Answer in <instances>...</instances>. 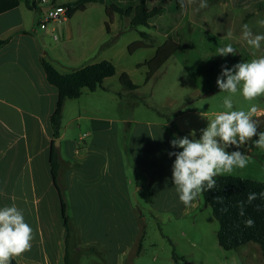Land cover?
<instances>
[{"label":"rangeland","instance_id":"374dc122","mask_svg":"<svg viewBox=\"0 0 264 264\" xmlns=\"http://www.w3.org/2000/svg\"><path fill=\"white\" fill-rule=\"evenodd\" d=\"M75 0H58V4ZM140 0H98L87 5L85 12L74 15L73 27L90 30L98 41L93 50V59L110 61L116 68L114 77L92 93L85 90L79 101L70 100L67 119L80 111L83 116L113 119L119 129L117 143L122 145L126 162L134 167L131 142L135 133L133 122L164 123L170 118L188 128L207 127V118L225 111L223 98L216 80L221 66L233 65L264 56V41L260 49L251 48L243 39L242 25L248 24L254 34H264V0H207L208 7H199L201 0H148L147 9H162V13L149 21V26L131 29V18ZM183 4V7L181 6ZM106 9L112 14L109 31L106 23ZM40 10V9H39ZM41 19L43 13L37 11ZM53 22L47 31L63 41ZM231 32V38L227 33ZM141 33L149 39L143 40ZM144 42L146 48L130 51L137 42ZM171 41L179 50L147 81L149 73L144 65L152 60L157 49ZM231 43L236 55L221 57L216 48ZM87 44V42H86ZM122 74H127L136 91L124 90L120 84ZM233 110L247 111L251 105L257 107L253 119L264 132V96L253 101L244 100L238 91L232 95ZM207 117V118H206ZM81 135L88 133V122H81ZM142 132V131H141ZM192 131L182 135L193 138ZM91 137L84 138L89 142ZM258 139V137L253 138ZM143 155L136 154L142 165L156 178L132 179L134 214L128 219L137 221L144 237L139 255L138 238L134 243L128 264H241L240 251L223 250L217 239L219 225L212 215L202 194L191 206L185 207L172 181V164L175 157H169L170 147L155 145L150 139H142ZM136 149L137 148H133ZM181 150V149H180ZM236 150L230 148L228 151ZM250 160L244 169L231 175L218 177H240L264 182V149L256 148L250 142L240 149ZM156 168L158 170H156ZM143 187V188H142ZM69 215H72L69 212ZM133 222V221H132ZM134 226V223H132ZM68 240L70 264H110L100 256L76 255L73 248L78 245L77 232L71 225ZM138 236V237H139ZM138 242V244L136 243ZM179 259H176V257Z\"/></svg>","mask_w":264,"mask_h":264},{"label":"crops","instance_id":"0c3cea01","mask_svg":"<svg viewBox=\"0 0 264 264\" xmlns=\"http://www.w3.org/2000/svg\"><path fill=\"white\" fill-rule=\"evenodd\" d=\"M19 2L18 8L0 15V41L8 40L0 47V207L15 204L33 228L34 239L30 251L12 259L18 264H64L66 231L50 164L54 143L68 215L71 212V225L78 233L75 257L97 255L110 264H128L140 233L137 221L128 219L135 211L131 180L156 178L136 158L147 149L141 146L142 139L173 149V138L192 131L198 139L201 129L185 127L177 118L157 124L133 122L135 133L130 142L135 162L131 167L117 143L115 121L83 116L80 111L67 119L71 105L67 101L56 145L51 117L59 95L48 83L41 59L61 74H69L100 62L92 57L98 40L93 33L88 37L90 30L74 28L73 15L52 23L56 26L53 31L63 38L59 44L57 36L47 31L49 24L40 27L43 15L39 19L35 13L42 9L31 10L26 0ZM107 80L102 84L104 90ZM84 120L88 133L81 135ZM85 137H91L90 141ZM237 251L241 264H264L261 248L255 243Z\"/></svg>","mask_w":264,"mask_h":264},{"label":"clouds","instance_id":"9594fccd","mask_svg":"<svg viewBox=\"0 0 264 264\" xmlns=\"http://www.w3.org/2000/svg\"><path fill=\"white\" fill-rule=\"evenodd\" d=\"M183 7V4L181 5ZM199 7L207 8V0H201ZM264 25V20L259 21ZM232 33H227L231 38ZM243 39L253 49H260L264 34H254L248 24L242 25ZM216 55L227 57L236 55L237 51L231 43L216 48ZM220 93H228L223 98L222 107L225 111L207 118V127L201 129L199 138L191 133L188 136L175 137L170 141L173 149L180 151L168 152L169 157H175L172 164V181L179 195V200L185 207L191 206L204 192L216 187V177L231 175L238 169L247 167L250 156L240 149L252 145L264 149V132L258 131L259 125L253 116L257 107L251 105L247 111L233 110L232 95L238 91L246 101H253L264 96V56L242 61L231 68L221 66V73L216 80ZM258 137V139H253ZM230 148L236 150L228 151ZM264 200V191L251 192L247 204L256 199ZM223 203V197L215 198ZM227 211V209H222ZM239 215L245 216V202H239ZM254 220L244 221L245 227H253ZM34 239L33 228L25 221L24 215L15 204L0 207V264H11L13 257L19 256L31 249Z\"/></svg>","mask_w":264,"mask_h":264},{"label":"trees","instance_id":"16d2710c","mask_svg":"<svg viewBox=\"0 0 264 264\" xmlns=\"http://www.w3.org/2000/svg\"><path fill=\"white\" fill-rule=\"evenodd\" d=\"M148 0H140L134 9L133 17L131 18V29H136L139 26L148 27L149 21L160 15L162 9L153 8L147 9ZM98 0H75L72 3L64 4V7L69 9L67 19L71 18L78 12L86 11L87 5L97 3ZM20 5L19 0H0V15L10 12ZM26 5L31 10H39L34 0H26ZM259 9H264V5H260ZM106 9V16L109 22L106 23V29L109 31V25L112 24V14ZM143 40L149 39L147 33H141ZM8 40L0 41V47L4 46ZM144 42H137L130 46V51H137L146 48ZM179 50V46L171 41L166 42L159 47L155 56L144 65L148 68L149 73L147 81L157 73V71ZM42 67L45 71L47 81L50 85L58 90V101L54 114L51 117V125L54 134V142L61 136L62 119L64 107L67 101L79 99L85 90L95 92L102 87L106 79L112 78L116 74V68L110 61H101L73 71L69 74H61L47 60L41 59ZM121 86L127 91H136L140 87L133 84L127 74H122L120 77ZM50 164L54 187L58 192L61 203V214L66 231V253L64 264L69 262V246L68 240L71 233V218L68 215V206L64 194V189L61 187L62 182L59 179V153L53 143L50 155ZM216 187L212 191L202 193L205 204L211 208L212 215L219 225L217 239L219 246L227 251H237L239 248L250 243H255L260 246L264 257V200L256 199L252 204H247L248 194L251 192L260 193L264 191V182L244 179L240 177H216ZM216 197H223V203H218ZM245 202V216L239 215V202ZM227 209L223 211L222 209ZM248 218L254 220L253 227H245L244 221ZM143 235L138 237L139 249L137 255L142 249ZM138 244V242H136ZM176 257V256H175ZM176 259H179L176 257ZM11 264H18L15 260H11Z\"/></svg>","mask_w":264,"mask_h":264},{"label":"built area","instance_id":"2783aa9c","mask_svg":"<svg viewBox=\"0 0 264 264\" xmlns=\"http://www.w3.org/2000/svg\"><path fill=\"white\" fill-rule=\"evenodd\" d=\"M37 6L43 11V20L40 26L42 29H45L51 22H61L67 19L69 9L57 4V0H38Z\"/></svg>","mask_w":264,"mask_h":264},{"label":"water","instance_id":"95a60500","mask_svg":"<svg viewBox=\"0 0 264 264\" xmlns=\"http://www.w3.org/2000/svg\"><path fill=\"white\" fill-rule=\"evenodd\" d=\"M59 144V142L58 141H56V145H58Z\"/></svg>","mask_w":264,"mask_h":264}]
</instances>
